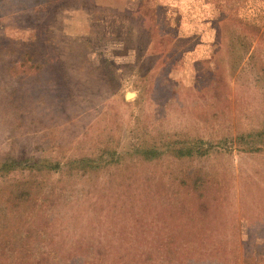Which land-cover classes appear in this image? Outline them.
I'll list each match as a JSON object with an SVG mask.
<instances>
[{"label": "rangeland", "instance_id": "rangeland-1", "mask_svg": "<svg viewBox=\"0 0 264 264\" xmlns=\"http://www.w3.org/2000/svg\"><path fill=\"white\" fill-rule=\"evenodd\" d=\"M263 140L264 0H0V264H264Z\"/></svg>", "mask_w": 264, "mask_h": 264}, {"label": "trees", "instance_id": "trees-1", "mask_svg": "<svg viewBox=\"0 0 264 264\" xmlns=\"http://www.w3.org/2000/svg\"><path fill=\"white\" fill-rule=\"evenodd\" d=\"M4 42L11 43L14 46L17 45V43H15V42H10V41L8 42L6 40H4ZM6 50H7L8 55H11L12 56V58H9L10 61H7V64L9 65L8 66V69L9 70H12V68L14 67V66L13 67L10 66V63L15 64V66H17V68H20V71H22L23 68H27V69H29L30 71H33V72H36V71L37 72H40L42 70V66H41L40 60L39 61L38 60L36 61V54L35 53L28 52L27 50H25V51L19 53V56L18 57H16V56L14 57V52L11 49H6ZM20 75H22V74H20ZM248 137H250V136H248ZM187 152H190V150H188ZM15 161L16 160H13V161H10V162H7V163L3 164L0 167L1 168L0 170L3 171L4 173H8L10 170H12L14 168H17V167H20V166L25 167L28 170V169L33 168L35 166V164H37L36 160H33L35 162L26 161L25 159L24 160H18V162H15ZM85 161H87V162H85ZM72 162H73L72 165H76L77 163H79V164H84L85 166H90V169H87V170L93 169L91 167V165H90L91 162H89V160L72 161ZM23 163H26V164L22 165ZM46 168H48L49 170H54V169L56 170V169H58V166L57 165H55V166L48 165ZM33 184L34 183L32 181L30 183V185H33ZM4 248H5V244H2L1 243L0 244V251L2 250L1 252H3V249ZM164 251H166V253H165L166 255L167 254L168 255L170 254L169 251H167L166 247L164 248ZM17 253L19 254L18 251H17ZM11 254H12L11 257L13 256L12 258H16L15 261H17L19 259V257L15 253L14 249L11 250ZM22 259H23V261H22ZM22 259H19L18 260V262H21L20 264H22L25 261V259L28 260L29 258L27 257V258H22ZM25 264H29V262H27Z\"/></svg>", "mask_w": 264, "mask_h": 264}, {"label": "bare ground", "instance_id": "bare-ground-1", "mask_svg": "<svg viewBox=\"0 0 264 264\" xmlns=\"http://www.w3.org/2000/svg\"><path fill=\"white\" fill-rule=\"evenodd\" d=\"M130 96H132V95H130ZM129 97V96H128Z\"/></svg>", "mask_w": 264, "mask_h": 264}]
</instances>
